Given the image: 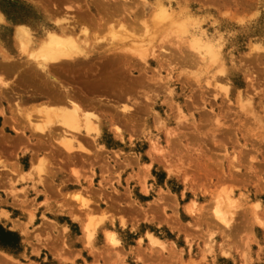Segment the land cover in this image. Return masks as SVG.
Masks as SVG:
<instances>
[{
	"label": "rangeland",
	"instance_id": "1",
	"mask_svg": "<svg viewBox=\"0 0 264 264\" xmlns=\"http://www.w3.org/2000/svg\"><path fill=\"white\" fill-rule=\"evenodd\" d=\"M0 14V223L20 236L0 264H264V0H0ZM63 17L97 33L87 74L126 66L106 89L52 70L103 102L83 107L99 134L47 123L20 80L16 27Z\"/></svg>",
	"mask_w": 264,
	"mask_h": 264
},
{
	"label": "bare ground",
	"instance_id": "2",
	"mask_svg": "<svg viewBox=\"0 0 264 264\" xmlns=\"http://www.w3.org/2000/svg\"><path fill=\"white\" fill-rule=\"evenodd\" d=\"M158 7L161 10L160 15L164 16V19L167 20L172 18V12H169L161 5ZM1 17L2 15L0 14V18ZM85 17L87 18V16ZM74 18L66 19V17H63L61 19H55L51 27L49 26L47 30L44 29L41 32H36L35 36L30 34L22 25L16 27L14 38L19 45V50L30 58L26 60V66H28L25 67L27 69H23V75L20 77V80L30 87V90L39 91L43 94L44 101H37L33 104L37 105L36 107L37 109L39 108V113H43L47 117V123L57 121V123L63 126H71L76 130H81L83 128L87 133L93 131L99 134L98 117L95 116L92 111H84L83 107H90L91 109L101 108L103 102L93 96H84L85 94L81 91L82 87H79V85L72 87L63 85L52 70L63 69V71L74 72L86 68L79 74L83 75L85 79L79 78V82L87 88L101 86L104 89L110 87L113 78L112 74H115V70L117 73L115 80L119 77H124L127 70L125 65H119L115 69H107V63L102 61L101 67L98 68L96 72L91 75L87 74L88 65L85 64L90 62V52L93 50L92 47L89 46V40L96 37L97 33L91 34L86 27L72 25L75 23L73 22L75 21ZM156 18L159 17L157 16ZM89 20L91 19L89 18L87 21ZM71 22L73 23L71 24ZM132 53H139V49H133ZM2 54L5 59H11L7 51H4ZM163 55L164 53H162V56ZM109 56H104V59L105 57L109 59ZM123 57L122 55L116 59L115 57L111 58V60L114 62ZM14 64H5L2 66L8 74H12L17 70ZM73 75L75 80V77L78 75ZM1 79L0 77L1 84L6 85L3 79ZM78 89H80V91ZM47 103H53L51 105L53 107H50ZM33 107L35 106L33 105ZM112 127L114 134L121 138L122 134L120 127L116 125ZM62 138L65 137L62 135ZM70 138H75V135H71ZM69 141V138H66L61 142ZM38 161H40V159H38L37 162L33 161L34 163H31V167L37 168ZM149 237L152 241H157L156 237L153 235L149 234Z\"/></svg>",
	"mask_w": 264,
	"mask_h": 264
},
{
	"label": "trees",
	"instance_id": "3",
	"mask_svg": "<svg viewBox=\"0 0 264 264\" xmlns=\"http://www.w3.org/2000/svg\"><path fill=\"white\" fill-rule=\"evenodd\" d=\"M0 249L8 252L20 250V236L0 223Z\"/></svg>",
	"mask_w": 264,
	"mask_h": 264
},
{
	"label": "crops",
	"instance_id": "4",
	"mask_svg": "<svg viewBox=\"0 0 264 264\" xmlns=\"http://www.w3.org/2000/svg\"><path fill=\"white\" fill-rule=\"evenodd\" d=\"M3 34H5V31L3 32ZM6 46V45H5ZM5 107H2V109L6 112V109H4ZM22 154V153H21ZM8 163H10V161H7ZM9 167H14L15 169H18V170H21L22 172H26V171H24V169H22V167H20V169H19V166L17 165V164H14L13 166H9ZM53 172H54V174H55V176L57 177V178H59V180L60 179H73V176H72V174H71V172H70V170L68 169V170H64V171H61V170H58V169H53ZM37 188L40 190V191H42V193H43V189L45 190V193H47V192H50V191H47L46 190V188H45V186H43V187H41L40 185H37ZM43 188V189H42ZM44 193V194H45ZM49 194V193H48ZM45 198H47L45 195H43V197H42V199L41 200H43V199H45ZM62 199L61 198H59L58 200H56L55 202H49V204L52 206V207H54V205L53 204H56V202H58V201H61Z\"/></svg>",
	"mask_w": 264,
	"mask_h": 264
},
{
	"label": "snow or ice",
	"instance_id": "5",
	"mask_svg": "<svg viewBox=\"0 0 264 264\" xmlns=\"http://www.w3.org/2000/svg\"><path fill=\"white\" fill-rule=\"evenodd\" d=\"M75 199H79V197L77 196V197H75ZM110 239H111V237H110ZM112 243H117V241H115L114 239L112 240Z\"/></svg>",
	"mask_w": 264,
	"mask_h": 264
}]
</instances>
